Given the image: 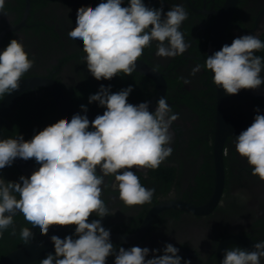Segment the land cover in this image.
<instances>
[{
  "label": "clouds",
  "instance_id": "clouds-1",
  "mask_svg": "<svg viewBox=\"0 0 264 264\" xmlns=\"http://www.w3.org/2000/svg\"><path fill=\"white\" fill-rule=\"evenodd\" d=\"M122 3L106 0L95 8L80 7L75 27L67 33L70 39L82 41L86 53L82 59L96 80H111L121 72L130 76L153 41L158 42L156 55L162 58L183 55L191 47L180 30L188 19L183 5H173L165 14L164 0L158 9L147 7L143 0H129L127 7ZM4 7L5 0H0V13L7 16ZM261 49L264 41L258 34L239 36L207 56L204 65L197 64L191 75L202 68L210 70L214 84L229 95L259 89L264 84V62L255 53ZM34 63L22 40L12 39L0 53V96L18 90ZM181 79L186 85L191 83ZM132 91L130 85L113 93L111 85L101 84L89 96V103L98 102L106 111L94 120L77 113L70 121L61 118L45 127L31 140L20 134L0 140V170L17 158H34L40 165L30 177L20 176L19 182L0 178V237L10 227L16 235L14 216L20 212L42 235H48L51 226H76L74 235L51 236L55 254L49 253L40 264H106L109 256H115V264H181L179 249L171 243L165 244L162 255L158 254L161 249L140 246H121L117 251L111 230L102 224L104 217L115 215L101 198L103 188L108 187L104 177L114 176L111 188L126 206L151 203L155 189L143 186L132 169L157 170L174 151L170 129L179 113H173L166 96L159 98L154 112L149 111L150 102L128 103ZM80 107L87 113L85 105ZM255 111L253 123L235 137V148L247 159L252 175L264 181V114L259 108ZM98 166L102 175H97ZM93 213L100 219L89 222ZM33 236L27 227L20 230L25 243ZM150 252L153 256L147 259ZM261 258L264 241L256 242L251 251L238 246L226 249L222 264H261Z\"/></svg>",
  "mask_w": 264,
  "mask_h": 264
},
{
  "label": "flooded vegetation",
  "instance_id": "flooded-vegetation-1",
  "mask_svg": "<svg viewBox=\"0 0 264 264\" xmlns=\"http://www.w3.org/2000/svg\"><path fill=\"white\" fill-rule=\"evenodd\" d=\"M147 1L143 0L144 3ZM225 1L164 0L165 14L176 4L183 5L188 12V19L182 23L180 30L191 47L183 55L162 58L156 55L158 42L153 41L151 47L144 49L139 60L156 69L164 80V92L157 97L155 106L149 111L154 112L159 98L166 96L173 113H179V119L170 129L174 133L171 144L174 151L157 170L132 169L143 186L155 189L151 203L126 206L119 199V192L111 188L114 176L104 177L108 187L103 188L101 198L115 215L104 217L102 224L113 232L129 233L138 230L150 208L162 201L177 200L192 206L207 203L216 189L218 165L221 163L223 183L218 200L205 211L178 206L159 209L137 239L111 240L117 251L121 246L126 249L140 246L161 249L158 254L162 255L165 244L171 243L188 250L189 255L178 253L183 258L181 264L184 261H191V264H222L226 249L238 246L251 251L256 242L264 241V181L252 175L247 159L236 151L235 137L241 132L227 134L218 144L217 90L212 72L202 68L195 76L191 75L197 64L204 65L206 61L212 30ZM101 2L106 0H5L4 12L7 16L0 13V49L3 52L12 39H21L29 59L34 58L35 61L24 76L39 74L56 79L68 101L79 109L85 105L92 112L106 110L98 102L89 103V96L97 93L101 84L106 87L111 85L113 93L131 85L133 91L128 97L131 104L153 98L157 93L156 80L137 69L130 76L121 72L111 80H96L82 59L86 55L82 41L68 37L67 33L75 27L77 10L85 5L95 8ZM122 6H129V0H123ZM153 7L160 8V0H153L150 8ZM261 25H264V0H236L220 35L219 50L224 44L231 45L235 38L243 35L258 34L262 41L264 28ZM255 54L264 62V49ZM181 77L191 83L184 84ZM261 77L264 78V69ZM35 87L38 86L30 88L32 90L26 100L30 107L26 112L14 116L15 107L8 113L3 124L9 128L5 133L7 138H16L20 134L25 140H31L45 127L58 122L61 117L66 118L53 100L59 116L55 117L46 109L45 115L41 116L43 121H40L35 108L39 109L43 104L47 107L44 90L50 103L54 98L47 87ZM257 108L260 114H264V84L256 90L241 89L238 94L229 95V112L237 119L253 122ZM89 130L94 129L90 126ZM225 150L227 155H224ZM31 161L39 168L35 160ZM97 175H102L99 166ZM20 176L24 175L15 163L0 170V178L6 182H19ZM16 195L19 199V195ZM94 219L100 217L93 213L89 222ZM24 227L31 229L34 234L32 239L44 236L38 227L33 228L23 214L17 212L14 216L16 235L11 234L12 227L3 232L0 257L6 249L25 243L20 238V230ZM75 227L67 226L68 235H74ZM49 253L54 255L55 251ZM49 253L29 264H40ZM152 256L150 252L147 259ZM106 264H115V256H109ZM261 264H264V258H261Z\"/></svg>",
  "mask_w": 264,
  "mask_h": 264
},
{
  "label": "water",
  "instance_id": "water-1",
  "mask_svg": "<svg viewBox=\"0 0 264 264\" xmlns=\"http://www.w3.org/2000/svg\"><path fill=\"white\" fill-rule=\"evenodd\" d=\"M235 2L236 0H226L225 3L223 4L222 12L219 13V19L216 21V24L214 25L212 30V36L210 38L207 49L208 56L214 54L216 51L219 50V44H220L219 38L225 27V24L227 23V18L229 17V14L232 11ZM152 3L153 0H148L145 3V5L147 7H150ZM15 27L16 26H13L12 28ZM7 29L9 28H6L5 30ZM0 53H2L1 49H0ZM136 69L150 75L157 82V93L153 96V98L143 101V102H150L149 108L154 107L157 97L162 95V93L164 92V80L156 69H154L152 66L148 65L144 61L138 60ZM213 75L214 73H212V76ZM21 79L22 80L20 82V88L18 90L13 91L10 94H4L0 98V132L5 122V119L7 118L8 113L13 108V105L15 104L16 99L19 97L22 90L26 88H33L34 86H39V85L45 86L49 89L59 111L66 118L70 120L72 116L77 113H79L80 115H87L90 121L94 120L97 115H103L104 113V111L92 112L89 110L87 111V113H85L82 109L73 106L68 101L60 83L52 77L39 75V74H32V75L23 76ZM216 90H217L216 137L219 140L218 144L220 145L222 139L227 134H236L242 132L246 130L253 122L240 120L232 116L231 113L229 112V94L226 93V91L223 89L222 86L220 87L216 86ZM139 103H133V105H138ZM14 163L18 166L20 171L26 177H30L31 174L38 169V167L31 161V159L25 161L21 158H17L14 161ZM222 183H223V170H222V164L219 163L216 189L207 203L201 206H192L183 201H177V200L162 201L150 208L143 224L138 230L129 233L111 231V240L130 241L137 239L146 230L150 222V219L154 215V213L163 207H168V206L186 207L194 211H205L210 209L218 200ZM52 235H57L61 239H64L66 236H68L67 226H58V225L51 226L48 235H44L29 240L28 243H23L21 245H18L13 249H11L10 251L3 254L0 257V264H27L51 251H55L54 244L51 241ZM178 249L179 252L189 255L188 250L186 248H178Z\"/></svg>",
  "mask_w": 264,
  "mask_h": 264
},
{
  "label": "trees",
  "instance_id": "trees-1",
  "mask_svg": "<svg viewBox=\"0 0 264 264\" xmlns=\"http://www.w3.org/2000/svg\"><path fill=\"white\" fill-rule=\"evenodd\" d=\"M263 38H264V36H263ZM264 39H262V41H263ZM39 87V86H38ZM38 87H35V88H38ZM30 88H28V89H24V90H22V92L20 93V95H19V97H18V99H17V101H16V103H15V105H14V107L13 108H15L14 109V111H15V113H14V116H18V115H20L21 113H23V112H26V110H28V108L30 107L28 104H27V102H26V100L28 99V94L30 93V91L32 90V89H30ZM44 93H45V96H47V103H46V106L47 107H45V104H43L39 109H37V108H35V111L37 112V115H38V117H40V121H43V117H41V116H44L45 115V111H46V109H48V112H51V114L53 113L54 115H55V117H57V116H59V114H58V112H57V108H56V106H55V104H54V99H52L51 101L53 102V103H50L49 101H48V94H47V92L44 90ZM0 98H1V96H0ZM62 118V117H61ZM53 118H51V120H52ZM4 127V128H3ZM3 129H5V132L3 131ZM9 130V128H5V126H2V129H1V132H0V134H1V137H2V139H7V137H6V132ZM33 160H34V158H33ZM38 165V164H37ZM39 167H40V165H38ZM71 233H73V232H71ZM11 249H13V248H9V249H6L5 250V253L6 252H8V251H10ZM4 253V254H5ZM27 264H29V263H27Z\"/></svg>",
  "mask_w": 264,
  "mask_h": 264
}]
</instances>
